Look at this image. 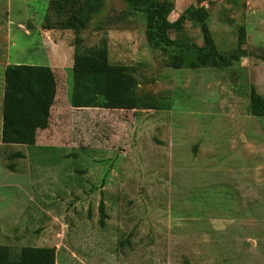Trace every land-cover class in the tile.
I'll use <instances>...</instances> for the list:
<instances>
[{
	"label": "rangeland",
	"instance_id": "374dc122",
	"mask_svg": "<svg viewBox=\"0 0 264 264\" xmlns=\"http://www.w3.org/2000/svg\"><path fill=\"white\" fill-rule=\"evenodd\" d=\"M53 1L0 0V244L54 246L56 264H264V118L248 98L264 94V0H173L171 21L190 5L207 9L220 51L246 27L239 60L178 69L150 46L142 10L106 0L81 47L106 40L110 61L133 67L138 92L171 106L78 115L67 104L75 34L60 27L76 0ZM183 35L204 43L191 20ZM52 59L60 95L39 132L45 144H4L6 65Z\"/></svg>",
	"mask_w": 264,
	"mask_h": 264
},
{
	"label": "trees",
	"instance_id": "16d2710c",
	"mask_svg": "<svg viewBox=\"0 0 264 264\" xmlns=\"http://www.w3.org/2000/svg\"><path fill=\"white\" fill-rule=\"evenodd\" d=\"M204 0H199L202 2ZM63 2L54 0L56 8ZM70 16L61 22L62 28L75 34L73 56V82L68 103L74 108H103L117 110L170 109L168 101L155 94L138 92V80L133 67L110 61L106 40L101 44L82 48V32L92 15L99 11L106 0L75 1ZM129 6L142 10L146 18V37L153 48L161 49L168 56L167 64L178 68H223L246 55L242 45L246 41V27H239L237 46L226 53L220 51L207 22L209 12L205 7L190 5L174 21L168 16L174 10L173 0H124ZM47 17H45L46 19ZM191 20L200 26L203 45H198L183 35L184 22ZM53 29L48 27L47 29ZM174 30L178 35L172 38ZM55 75L48 65H6L2 98L1 140L4 144L34 145L37 132L50 125L51 109L59 98ZM249 113L264 118V94L255 88L248 93ZM15 157L23 154L14 153ZM13 167V166H10ZM9 167V168H10ZM103 207H101L102 209ZM103 211V209H102ZM56 247L30 246L14 253L10 245L0 244V264H56Z\"/></svg>",
	"mask_w": 264,
	"mask_h": 264
},
{
	"label": "crops",
	"instance_id": "0c3cea01",
	"mask_svg": "<svg viewBox=\"0 0 264 264\" xmlns=\"http://www.w3.org/2000/svg\"><path fill=\"white\" fill-rule=\"evenodd\" d=\"M54 62H55V61L52 59V62H51L50 65H49L51 68H53L54 66L57 65V64H55ZM60 65H61V69L64 70V68H63V67H64V66H63V63H61ZM57 81H58V78H57ZM2 93H3V92H2ZM59 95H60V93H59ZM63 95H64V93H63ZM66 100H67V94H66ZM67 104L69 105L68 101H67ZM69 106H70V105H69ZM80 110H82V111H83V110L87 111V110H92V108H76L75 111H74V114H75V115H78V112H79ZM1 113H2V109H1ZM1 126H2V116H1ZM42 130H44V129H42ZM42 130L40 129V130H38V132H37V134H38V135H37V143L34 144L35 146H37V145H41V144H45V143H43L42 141H40V139H39V132H41ZM212 224L215 225V223H212ZM202 252H204V251H202ZM202 260H203V261H204V260L206 261L207 259H206L205 257L202 256Z\"/></svg>",
	"mask_w": 264,
	"mask_h": 264
}]
</instances>
